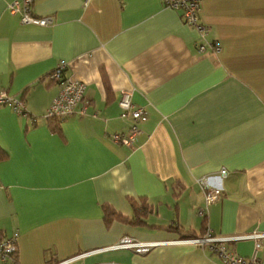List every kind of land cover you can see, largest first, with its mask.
I'll return each mask as SVG.
<instances>
[{
	"label": "crops",
	"instance_id": "1",
	"mask_svg": "<svg viewBox=\"0 0 264 264\" xmlns=\"http://www.w3.org/2000/svg\"><path fill=\"white\" fill-rule=\"evenodd\" d=\"M12 1L0 0V90L28 115L0 106V237L18 249L9 264H219L182 240L264 231V0H200L205 37L164 0H34L49 26L22 24ZM206 41L222 50L199 52ZM62 61L85 83L87 108L54 122L50 74ZM124 89L148 111L131 147L111 138L130 124ZM210 175L224 193L207 206L197 179ZM141 198L149 210L136 219L130 199ZM105 206L121 218L106 219ZM126 236L164 243L108 249ZM228 245L251 256L254 241Z\"/></svg>",
	"mask_w": 264,
	"mask_h": 264
},
{
	"label": "built area",
	"instance_id": "2",
	"mask_svg": "<svg viewBox=\"0 0 264 264\" xmlns=\"http://www.w3.org/2000/svg\"><path fill=\"white\" fill-rule=\"evenodd\" d=\"M34 0H14L8 4L11 13L19 14L22 24L35 26H49L53 23V16H40L33 12ZM164 5L168 8L181 10L185 22L196 28L202 37H205L207 26L200 22V0H164ZM201 53H219L222 46L219 42H204L198 46ZM68 63L62 61L54 72L50 74L53 81L59 83V94L54 98L47 113L46 119L63 120L66 117L76 114H85L87 102L84 99L86 85L83 81L65 76L62 71ZM10 106L19 114L28 115L24 103L18 97L10 95L5 90H0V106ZM119 105L121 108L120 116L130 120L126 131L113 132L112 140L117 144L132 146L136 135L141 132L140 124L147 120L148 111L144 106L136 105L132 100V91L124 89L120 92ZM227 170L223 168L220 176H226ZM216 176H202L197 179L208 206L223 196L222 186L214 183ZM199 213L204 215V210ZM239 239H252L254 241L253 253L251 256H243L237 253L230 244ZM183 242H190L197 245L209 246L217 252L220 257L219 264H264V259L258 256V252L264 248V231H255L248 234L236 236L214 235L208 230L203 236L186 238ZM162 241H139L133 237H123L108 249H131L139 253H147L157 245L163 244ZM17 237H0V264L16 263Z\"/></svg>",
	"mask_w": 264,
	"mask_h": 264
},
{
	"label": "trees",
	"instance_id": "3",
	"mask_svg": "<svg viewBox=\"0 0 264 264\" xmlns=\"http://www.w3.org/2000/svg\"><path fill=\"white\" fill-rule=\"evenodd\" d=\"M49 120H52L54 122H60L61 120H56V119H49ZM3 154H4V150L1 148L0 146V159L3 157ZM141 200V201H140ZM139 201H140V204L142 205H138V201L135 200V199H130L131 201V204L133 205V208L134 210L136 211V219H137V216H139V214L141 215L142 213H147L148 210H149V207H148V203L147 201L145 200V198H141ZM105 212H106V219H108L109 221H111L112 219L114 218H121V216L119 214H117L111 207L109 206H105ZM145 213V214H146ZM134 224L136 223L137 225H141L144 223V220H141V219H138L136 221H132ZM193 236V235H191Z\"/></svg>",
	"mask_w": 264,
	"mask_h": 264
}]
</instances>
